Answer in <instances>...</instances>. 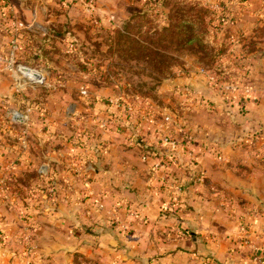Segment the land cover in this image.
<instances>
[{"label":"rangeland","instance_id":"1","mask_svg":"<svg viewBox=\"0 0 264 264\" xmlns=\"http://www.w3.org/2000/svg\"><path fill=\"white\" fill-rule=\"evenodd\" d=\"M161 2L96 0L89 12L80 0L74 8L59 0H0V212L9 216L14 203L20 218L15 230L24 234L21 264L36 259L41 223L33 215L40 214L39 202L70 185L61 175L74 153L100 156L109 142L117 155L119 143L139 161L150 151L144 143L154 139L165 159L174 150L189 156L201 125L195 121L193 129L188 119L200 113L203 120L208 117L198 96L229 92L224 86L230 84L240 88L249 71L256 79L264 75V0ZM124 25L150 54L135 49L127 55L126 47L117 48L114 30ZM157 51L175 57V63L169 60L175 66L160 72ZM62 167L59 177L55 173ZM182 194L175 186L174 196ZM31 202L37 211L26 209ZM113 220L120 226L118 218Z\"/></svg>","mask_w":264,"mask_h":264},{"label":"crops","instance_id":"2","mask_svg":"<svg viewBox=\"0 0 264 264\" xmlns=\"http://www.w3.org/2000/svg\"><path fill=\"white\" fill-rule=\"evenodd\" d=\"M74 1L59 0L71 8ZM251 73L238 90L198 96L208 117L188 119L193 129L195 121L201 125L194 161L179 150L165 159L154 139L144 143L150 151L139 161L119 143L117 155L109 142L100 156L74 153L66 174L63 167L55 173L70 185L32 214L41 223L33 264H251L249 243L264 248V75ZM194 79L188 81L197 85ZM242 86L257 99H246ZM78 178L84 183L75 184ZM175 186L183 190L184 212L165 208ZM11 207L7 217L0 212V239L2 230L6 235L0 264H21L24 234L15 230L20 218ZM26 209L37 211L33 202ZM115 217L120 226L113 225Z\"/></svg>","mask_w":264,"mask_h":264},{"label":"trees","instance_id":"3","mask_svg":"<svg viewBox=\"0 0 264 264\" xmlns=\"http://www.w3.org/2000/svg\"><path fill=\"white\" fill-rule=\"evenodd\" d=\"M161 1L162 0H160V3H162ZM145 5H146V8H149L152 4L151 5L145 4ZM131 15H133V14H131ZM198 16H199V18H201L202 13L198 14ZM197 31L198 32L195 34L196 37L199 36L198 34H200V32L202 30H200V28H198ZM114 34H115V38H114L115 45H118L117 48L122 47V46L126 47L127 49L124 51V53H127V55L133 54L135 52V49L143 50V51L148 52L150 54V51H151L150 47H148L145 42H142L139 39L135 40V38H136L135 35L132 34V33H129L127 31V26L124 25V26H122L120 28L115 29L114 30ZM178 37H180V36L178 35ZM198 38H200V36ZM154 58H156V61H157V64L159 66L160 72L162 70H166V69H167L166 71H168L170 67L175 66L174 64L170 65V61H169L170 59H172L173 62L175 63L176 62L175 57H170V56H168V55H166V54H164V53H162L160 51L156 52V54L154 55ZM218 74L221 75L222 72H220ZM216 76L218 77L217 74H216ZM220 80L224 81V78H221ZM231 80H232L231 82H237L238 81L235 78H233ZM83 146H84V144H83ZM186 209L187 208L182 205L180 207V209H179V212H184Z\"/></svg>","mask_w":264,"mask_h":264},{"label":"built area","instance_id":"4","mask_svg":"<svg viewBox=\"0 0 264 264\" xmlns=\"http://www.w3.org/2000/svg\"><path fill=\"white\" fill-rule=\"evenodd\" d=\"M83 5L85 6V8L89 11V12H92L94 7H95V1L96 0H80ZM15 43V42H14ZM199 72H207L204 68H201L199 69ZM208 75V74H207ZM210 79L213 78V76L211 75H208ZM227 90H229L230 92L231 91H235V90H238L239 89V85L238 84H230V85H226L224 86ZM250 93V90L249 89H246L245 90V97H248L249 99H254V96H251L249 93ZM82 93H85V90H82ZM249 95V96H248ZM127 108L129 109L130 106ZM166 119H168V117H166ZM171 139L169 138H165V141L166 143L168 144H174V142L170 141ZM189 157H191L192 159H194V156L193 154L190 153ZM154 168H159L161 167V162H156L154 165ZM181 205V198L180 197H177V196H173L169 201L168 203L166 204V209L167 210H170L172 209L173 207L176 208V207H179ZM263 240H264V236H263ZM253 253H252V257L250 259V262L251 264H264V248L260 247L258 244H253L252 246L250 245ZM27 254H31L32 251H33V247L28 245L27 246Z\"/></svg>","mask_w":264,"mask_h":264}]
</instances>
